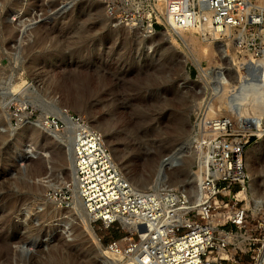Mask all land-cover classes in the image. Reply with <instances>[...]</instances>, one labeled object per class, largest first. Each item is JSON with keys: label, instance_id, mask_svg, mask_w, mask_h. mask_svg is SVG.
<instances>
[{"label": "rangeland", "instance_id": "obj_1", "mask_svg": "<svg viewBox=\"0 0 264 264\" xmlns=\"http://www.w3.org/2000/svg\"><path fill=\"white\" fill-rule=\"evenodd\" d=\"M2 1L5 3L1 6L0 1V264H42V253L37 250L46 249L44 244L62 243L74 254L68 256L72 264H118L119 258L106 256L104 251L112 252L110 244L128 235L129 227L120 223L107 226L91 217L88 232L73 214L77 220L71 222L66 234H72L70 237L75 241L69 242L62 228H56L53 239L45 241L46 216L38 215L37 225L34 221L19 222L26 210L35 209L36 202H44L41 207L47 213H53L56 202L75 213L77 200L71 166L62 157L66 147L36 128H26L23 137L17 139L18 124L22 120L33 123L46 110L51 128L56 123L55 129L64 132L66 125L58 114L61 111V116H70L100 135L118 170L137 190H158L159 183L166 189L193 190L190 172L198 169L194 136L203 121L233 116L235 103L231 104V111L221 105L219 112L216 99L224 91L219 82L230 78L225 72L235 77L227 67L229 63L232 68V62L215 55L209 61L204 60L202 48L206 44L200 39L169 30L179 42L176 47L162 35L163 28L144 29L142 24L146 26L149 12L147 0ZM22 5L23 10L13 16ZM258 35L264 36L263 26L258 27ZM187 47L192 49L200 66L208 68L211 61L216 69L208 84L195 61L183 62L182 52ZM234 55L231 54L232 60L237 64L239 60H234ZM9 98L27 100V105L22 107L13 101L7 106ZM207 135V132L201 135L202 139ZM190 141L193 148L188 150L185 147ZM250 141L246 150L257 144L262 146L258 158L251 155L249 160L261 184L258 192L264 194V138L255 142L252 137ZM26 149L36 151L35 154L48 152L49 163L19 159L18 154ZM169 156H180L178 178L172 180L167 176L160 180L156 174L158 167ZM42 179L66 184L52 188L42 183ZM198 179L200 182V176ZM247 182L246 193H241L236 201L237 208L246 210L243 224L235 227L227 223L213 236L214 243L220 238L228 242L223 264H264V198L256 202ZM240 187L236 184L231 189L235 192ZM46 197L53 202H47ZM227 209L235 210L232 205ZM32 236L39 238L35 248L28 243ZM23 244L33 251L28 260L19 254V246ZM213 251L216 257L218 250Z\"/></svg>", "mask_w": 264, "mask_h": 264}, {"label": "built area", "instance_id": "obj_2", "mask_svg": "<svg viewBox=\"0 0 264 264\" xmlns=\"http://www.w3.org/2000/svg\"><path fill=\"white\" fill-rule=\"evenodd\" d=\"M146 8L148 21L142 27L153 31L161 27L188 32L192 26H203L201 35L196 32L203 38L210 20L217 28L213 42L219 44L220 56L216 57L230 59L235 70L240 66L243 82L264 83V36L258 35V27L264 28V0H147ZM227 72L225 76L231 77ZM238 98L242 97L233 95V116L203 121L197 134L208 133L203 150L198 149L197 171L198 163L203 166L198 202L186 190H137L118 170L100 135L74 121V161L80 196L90 217L107 226H124L126 221L131 228L124 226L128 235L110 244L119 255L118 264H223L226 258L220 254L228 242L220 238L214 243L213 236L227 223L243 224L246 210L237 208L236 201L247 191L245 151L252 137L255 142L264 138V111L263 116L255 108L244 112ZM262 100L253 106L262 109ZM236 184L241 187L234 192L231 188ZM229 205L234 212L228 211Z\"/></svg>", "mask_w": 264, "mask_h": 264}, {"label": "bare ground", "instance_id": "obj_3", "mask_svg": "<svg viewBox=\"0 0 264 264\" xmlns=\"http://www.w3.org/2000/svg\"><path fill=\"white\" fill-rule=\"evenodd\" d=\"M0 1L2 2L1 3V6H2L3 3H5V1L4 2L2 0H0ZM10 5H11V3H10ZM16 5L17 4L15 3V5H13V7H15ZM22 10H23V5L20 6L19 8H17V9H15V13H14L13 16H15L17 13H20ZM209 15L210 14H208V16ZM206 24H207V26L205 27V29H206L207 33H205V34H207V37H203L202 38L200 36H196V34H197L196 32H198L200 35H201V33L204 32L203 31V26H198V27L192 26V27H190L187 30L188 32H186L182 28H180V29L174 31V33H176V34L178 33V34H181L183 36L184 35H189L190 37H192L194 39H198V40L200 39L203 44H206V47H204V49L202 48L203 59L209 61L210 56H212V55H215V56L220 55L219 54V50L220 49H219V46L214 44V42H213V40L216 38L215 31L217 30V28L212 25L210 20ZM5 27H7V25ZM10 29H11V27H10ZM44 31H45V29H44ZM9 32H10V30H9ZM162 35H164L166 38H168L170 40L169 41L170 44H173L176 47L180 46L179 42L175 38V35L173 33H170L169 30H163ZM40 39L41 38H39V40ZM37 42H39V41H37ZM42 44H43V42H42ZM24 48H25V45H24ZM208 52H209V54H208ZM234 52H235V50L231 49L232 56H233ZM182 54H183V59H184L183 62L184 63H185L186 60L195 61V59L193 58V51H192V49L190 47H187V51L182 52ZM207 56H208V58H207ZM234 60H235V58H234ZM239 61H237V64L239 63ZM224 62H225V60H222V63H224ZM195 64L198 67L200 73L203 74V76H205V78H206V80L204 81L205 84H208L210 82L209 80L211 79L209 76L212 75L213 72H216V69H214V67L212 65V62L211 61L209 62V67L208 68H204V67L200 66L199 63H197V60L195 61ZM227 67L230 69L231 72L234 70L233 67L231 68L229 63H227ZM234 71H236V73H237L236 77L233 78L232 75H230L232 78L230 77L227 82H225V81H220L219 82L220 84H222V89H224V91L222 90L219 93V95L216 96V99L218 101V104H217L218 111L219 112L221 111L220 109H221L222 106L229 108L228 110L231 111V104L233 103V95H234V96H237V97H242V98H238L237 100H238V102L240 104V108H242V110L244 112H247V113L250 112L251 113V111L254 110V108H255L256 111H258L259 114L261 113L260 116H263L262 114H263V111H264V106L262 105V109L261 108H256V107L253 106V102H256V101H259L260 99H263L262 101L264 103V89H263L264 83L261 82V80H257V79H252L253 80V81H251L252 84L247 83V82H243V80H241L242 79L241 76L245 75V73L241 70L240 66ZM216 85H217V83H216ZM211 93L213 94L212 97L213 96L215 97L214 91L211 92ZM13 101H17L18 103L21 104L22 107L27 105V100H22L21 98L20 99L19 98H11L9 100V102L6 103L5 105L8 106L9 103L11 104V102H13ZM210 103H211V98L207 102V106H206L207 110L210 109ZM225 113H226V109H225ZM58 114L60 115L59 118L66 125V128H65L64 132H58L55 128L54 129L51 128V126L47 122L48 121L49 112H47L45 110V111H43V114L41 116H39V118L36 121H34L33 123H31V122L29 123V121L22 120L18 124V127L16 129L18 131L17 132L18 135H17L16 138L17 139H21L23 137L24 132L26 131V128H28V129L29 128H36V129L42 131L44 134H46L49 138H51V140L54 139L55 141L59 142L61 145H64L66 147V154H65V156L62 155V157H64V159L68 161V164H70L71 169H72L71 170V181H72L74 195H75V198L77 200L76 201L77 203H75V205L80 207V210L84 213L85 216L83 214H81V212L78 210V208L76 206L73 207V210L75 211V213H71L70 211L72 209L69 211V210L63 208L61 206V204H59L58 202H56L54 204L53 213H50V212L47 213V212H45L46 209L44 210V208L41 207V205L43 206V204H45V203L44 202L43 203H37L36 202V205L34 204L36 206L35 209H34L36 211V213L31 214L30 211H34V210H30V209H29V211L26 210L27 212H25L23 214V216L20 217V219H19L20 221L19 222L22 223V224H25V223L29 224V221H32V222L34 221L35 222L34 225H37L38 221H39L38 215H39V217L42 216V215L46 216L47 224H46V226L44 228V229H46L45 238H44L45 241L53 239V235L56 233V230H55L56 228H62V230H63L62 232H63L64 236L66 237V239H65V237H64V239L66 241L69 240V242H74L75 239L70 237V236H72V234H70V233L66 234V232L68 230H70L69 226L71 225V222H75L77 220V218L72 217L73 214H75L78 217V220H77L78 223H82L83 226H85V228L88 230V232H90V229H89V220L90 219L89 218H91V217H90V214L88 213L87 208L85 207L83 199L80 196L79 181H78V178H77L75 161H74L73 141H74V136H75V131H74L75 128L74 127H76V126H75V123L71 119L70 116H66V115L61 116L62 115L61 111H59ZM67 134H69L68 137H65V135H67ZM194 137H196V138H194V143L196 142L198 144V145H196L197 149H199V150L202 149L203 150L202 146L205 145V143H203V139H202L201 135H199V136L197 135V136H194ZM192 143H193V141L192 142L190 141L188 144H186L185 148L188 149V150L192 149L193 148L191 146ZM208 143H209V141H208ZM92 145H93V143H92ZM260 147H262L261 144L254 145L252 147V149L246 150V154H245V168L247 169V174H248V177H249V181H248L249 185H248V187H249V191H250L251 196H254V198L256 199V202H262V199L264 198V194H261V193L258 192L259 188H260L259 186L261 184H259L258 177L255 175V171L253 170V167L250 166V160H249L250 158L249 157L252 155L253 158L254 157L258 158L259 152H260V149H259ZM183 151H184V148H183ZM183 151H181V152H183ZM35 153H36V151H35ZM35 153H33L31 149H28V150L26 149L23 152L21 151V154H18V153L17 154L19 155L18 156L19 159L20 158H26V159L30 158V159H34V160L35 159H37V160L39 159L40 162H42V163L44 162V165L49 163V160L47 158L50 156V154L48 152H44V153H41V152L39 153L38 152V154H35ZM177 153H179V152H177ZM179 157H174V156L171 157V156H169L167 158H164V160H163L164 163L162 162L159 165L157 173H156L157 177L160 180H163L167 176H169L170 178L172 177L171 178L172 180H173V178L177 177L176 173L178 172L177 167H178V163H179V161H178ZM181 157H184V156L181 155ZM198 159L200 160L201 157H198ZM198 165L201 168L203 167L201 165V162L198 163ZM201 172H202V169H200L199 171H196V172L191 171L190 172V176L194 179L193 190L184 189L188 193L190 192L193 195V198H194L195 202H198L199 200L200 201L202 200V198H201L202 192H201V189H200L202 183H200V182H202L203 176H202ZM198 176H200V182L198 181L199 180ZM51 181H53V179L49 180V181L42 179V183H45L46 186L52 187V188H58V187L62 186L63 184H66V182H64V181H60L61 183H59V184H56V182H51ZM139 181H141V179H139ZM142 182H144V181H142ZM35 187H36V184H35ZM161 189L163 190V189H166V188H165V186L162 187V184L159 183V190H161ZM244 192L245 191H243L241 193L245 194ZM46 200H47V202H51L52 201L50 197H46ZM51 206H53V205H51ZM90 207H92V205H90ZM87 219H88V221H87ZM122 222H123L125 227H129L130 228V226L127 225L126 221H122ZM31 226H32V224H31ZM38 239L39 238L37 236H32L31 238L28 239V243L31 244L30 246L32 248H35V245L38 244ZM62 245H63V243L61 244V246H59L58 244H54L52 246H47V244H44V247L46 249H44V250L38 249L37 252L38 253H42V257H41L42 259H40V261L42 260V264H72V261H71L70 258H68V256H71V255L74 256V254H72L71 251H67V249L64 248ZM31 247H28L27 244H23L22 246H19L20 249L17 248V249H19V254H20V257L22 259L28 260L31 257V252H33V251H31ZM223 253H224V251L220 255H222V256L225 255L226 256V254H223ZM104 255L113 256L114 259L115 258L116 259L119 258V255L114 254L112 252H108V251H106V252L104 251ZM77 258H79V257H77ZM81 261H83V260H81ZM74 263H75V261H74ZM80 264H82V262H80Z\"/></svg>", "mask_w": 264, "mask_h": 264}]
</instances>
